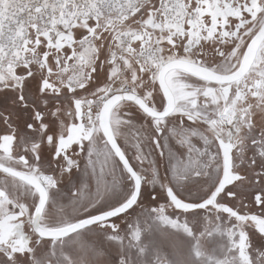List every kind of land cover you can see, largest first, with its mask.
Listing matches in <instances>:
<instances>
[{"label": "snow or ice", "instance_id": "obj_1", "mask_svg": "<svg viewBox=\"0 0 264 264\" xmlns=\"http://www.w3.org/2000/svg\"><path fill=\"white\" fill-rule=\"evenodd\" d=\"M0 264H264V0H0Z\"/></svg>", "mask_w": 264, "mask_h": 264}, {"label": "rangeland", "instance_id": "obj_2", "mask_svg": "<svg viewBox=\"0 0 264 264\" xmlns=\"http://www.w3.org/2000/svg\"><path fill=\"white\" fill-rule=\"evenodd\" d=\"M149 191H152V189H149ZM145 203H148V198H147V197L145 198ZM170 211H171V210H170ZM256 246H257V247H260L261 245L258 243Z\"/></svg>", "mask_w": 264, "mask_h": 264}]
</instances>
